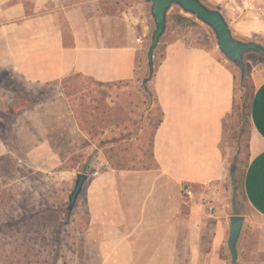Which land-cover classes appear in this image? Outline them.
Returning a JSON list of instances; mask_svg holds the SVG:
<instances>
[{"label": "crops", "instance_id": "obj_1", "mask_svg": "<svg viewBox=\"0 0 264 264\" xmlns=\"http://www.w3.org/2000/svg\"><path fill=\"white\" fill-rule=\"evenodd\" d=\"M203 2L222 12L235 37L264 45V0ZM153 29L145 0H0V126L8 127L0 133V190L19 187L20 173L71 182L87 159L81 154L113 140L105 116L101 124L90 113L80 119L64 89L74 80H142ZM160 46L148 81L160 112L148 139L153 165L106 166L87 177L75 204L86 210L77 253L101 256V264H229L228 218L239 214L237 262L264 264V62L250 70L246 213L237 211L220 146L234 71L218 50L178 37L160 38ZM132 122L113 127L132 139L150 125Z\"/></svg>", "mask_w": 264, "mask_h": 264}, {"label": "rangeland", "instance_id": "obj_2", "mask_svg": "<svg viewBox=\"0 0 264 264\" xmlns=\"http://www.w3.org/2000/svg\"><path fill=\"white\" fill-rule=\"evenodd\" d=\"M178 8L177 5H172L169 9L175 11ZM199 22V25L185 27L183 29L169 25L167 29L165 28L161 38L164 40V38L168 37H185V39L191 43L201 42L204 48L218 50L215 36L211 28L200 20ZM259 39L264 40V37L260 36ZM244 40L254 39L248 38ZM154 54V64H156L162 56V47L156 48ZM223 58L225 59L224 56ZM244 58V78H246L245 82L249 85V81H251V67L258 62H264V57L256 53H248ZM225 60L234 71V100L238 104L241 102L242 94L239 85L243 81L240 82V74L237 67L227 59ZM65 88L66 90L64 89V93L71 107L78 113L80 119L85 120L88 113H90L94 114L95 122L101 124L103 120L102 116H105L104 121H108L107 125L111 126L113 132L112 136H115L113 140L106 138L98 141L95 143L94 149H91L89 152L85 153V155L81 154V156L87 159L84 163L82 162L80 164L79 172L86 173L87 175L89 174L91 169V156L94 152H99L106 164L105 168L106 166L118 169L126 167L142 168L153 165L151 142H148V139L150 132L158 122L160 112L153 95L148 89V82L146 83L145 89V87L141 85V79L105 84L93 81L74 80L71 81V84L66 85ZM141 92H143V94H141ZM228 115L230 116L227 118V123L224 126L220 146L224 157H226L228 169H231L233 166V158L237 157L239 160V163H237L239 168L237 172H240L248 157L250 126L247 127L243 122H239L236 113L230 112ZM138 118H143L150 124L148 128L145 129L143 136H137L132 139L128 137V139H126L124 137V132H126L124 128L121 127L118 129L117 127H113V125H123L124 122L131 124L133 120ZM129 128L130 131L133 129V127ZM7 130L8 127L0 126V133L2 136L6 135ZM88 177L92 176L88 175ZM75 178L74 176L71 182H68L61 175H56V173H32L25 176L23 173H20L19 180L16 182L19 183V187L16 186L13 189L11 186H8L0 190V264H22V261H18L19 252L25 250L26 246H20V239L23 237V233H28V236H32L33 233H35V231H25L23 229L21 230V228L17 229L15 226L8 230L5 228L6 224H10L12 220H17L22 214L24 207H26L32 199L34 200L39 197V192L42 194V199L45 198L54 204L63 205L68 200V195L74 186ZM185 188L186 186L183 189L185 192L184 194H188V189L185 191ZM23 190H25L24 193H22ZM235 198L238 199L237 211H245L247 213L248 210L244 205L240 192L235 193ZM75 204L70 214H68V212L66 213V219L69 222L62 227L64 231L61 230V234L65 237V241L67 239L68 243L73 242L75 250L72 251L68 246L64 245L65 243H62L63 245L59 250L61 256L57 259L56 264H101V256L77 253V243L82 240V229L86 222V210L83 206H75ZM64 213V211H61L60 215L63 216ZM42 232V237L47 239L49 237L48 230L43 229ZM34 248L40 249L43 254L50 249H54V246L50 244L47 246L48 249H45L44 245H35ZM85 250L86 248H84V251ZM237 264L241 263L237 262Z\"/></svg>", "mask_w": 264, "mask_h": 264}, {"label": "trees", "instance_id": "obj_3", "mask_svg": "<svg viewBox=\"0 0 264 264\" xmlns=\"http://www.w3.org/2000/svg\"><path fill=\"white\" fill-rule=\"evenodd\" d=\"M199 24V20L194 15L183 12L179 8L175 11L169 9L167 13L166 29L169 27V25L183 29L185 27H194ZM178 38H181L188 46L203 48V44L201 42L191 43L185 39V37ZM245 79L246 78H244L243 82L239 85V89L242 90L241 102L237 104L235 100L233 101L231 113H236V117L239 119V122H243L247 127H249V107L250 97L253 91V84L251 81H249L248 85L245 82ZM229 116L230 115H227L224 118V126L227 123V118ZM232 161L233 166L230 169V174L234 184V194L240 192L242 195L241 175L243 168L240 172H237L239 169L237 164L239 163V160L237 157H234ZM24 192L25 190H23L22 193ZM41 195V192H39V197L34 200L32 199L30 203L24 207L20 217L17 220H12L10 224H6L5 226V228L8 230L15 226L17 229L21 228V230L23 229L25 231H35L32 236H28V233H23V237L20 239V246H26L25 250L19 252L20 255L18 261H22V264H56L57 259L61 256L59 254V250L63 245L62 243H65L64 245L68 246L72 251L75 250L73 247V242L68 243L67 239L65 241V237L61 234L62 231H64V229L62 230V227L69 222L66 219L68 200L63 205H58L54 204L48 199H42ZM61 211L65 212L63 216L60 215ZM43 229L48 230L49 237L47 239L42 237ZM50 244L54 246V249H50L48 252L43 254L40 249L34 248L35 245H44V248L46 249Z\"/></svg>", "mask_w": 264, "mask_h": 264}, {"label": "water", "instance_id": "obj_4", "mask_svg": "<svg viewBox=\"0 0 264 264\" xmlns=\"http://www.w3.org/2000/svg\"><path fill=\"white\" fill-rule=\"evenodd\" d=\"M150 4V14L154 21V29L151 33L150 43L147 47V75L142 78L141 85L146 89V83L152 78L154 72V51L163 35L167 12L172 5H177L183 12L194 15L202 23L206 24L214 33L218 51L237 67L240 74V82L245 74V55L256 53L264 57V45L256 40H242L235 37L230 29L229 23L222 12L209 7L201 0H145ZM75 183L68 195L67 212L70 214L81 192L84 181L88 175L83 172L76 173ZM244 217L234 214L228 218L227 248L230 254V264H237L238 250L237 241L240 236Z\"/></svg>", "mask_w": 264, "mask_h": 264}, {"label": "built area", "instance_id": "obj_5", "mask_svg": "<svg viewBox=\"0 0 264 264\" xmlns=\"http://www.w3.org/2000/svg\"><path fill=\"white\" fill-rule=\"evenodd\" d=\"M105 165L106 164L99 152H94V154L91 156V169L88 175L92 177L98 176L105 168ZM185 190L187 191V187Z\"/></svg>", "mask_w": 264, "mask_h": 264}]
</instances>
